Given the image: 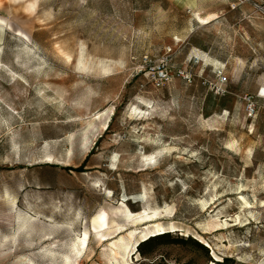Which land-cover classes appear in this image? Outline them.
<instances>
[{
	"label": "rangeland",
	"instance_id": "rangeland-1",
	"mask_svg": "<svg viewBox=\"0 0 264 264\" xmlns=\"http://www.w3.org/2000/svg\"><path fill=\"white\" fill-rule=\"evenodd\" d=\"M135 230L128 264H264V0H0V264Z\"/></svg>",
	"mask_w": 264,
	"mask_h": 264
},
{
	"label": "bare ground",
	"instance_id": "bare-ground-1",
	"mask_svg": "<svg viewBox=\"0 0 264 264\" xmlns=\"http://www.w3.org/2000/svg\"><path fill=\"white\" fill-rule=\"evenodd\" d=\"M189 5L192 8H194L196 6V0H189ZM213 20L214 19L212 15L206 18H199V22L203 24H208ZM119 213L123 214L127 222L128 223L130 222L133 225H138L145 222H151L152 219L155 218V215L149 216L146 215L145 212L134 214L129 210V207L126 204H124V210H120ZM92 226H93V231L96 234V237H98L101 241L104 242L106 241V237L111 231L113 230L122 231L124 230L125 227L123 225H120L115 218L111 219V225H110V220L108 219V215L106 212H102L100 215L95 217L92 220ZM153 228L155 229L154 231L155 234L153 235L163 234L167 231V228L160 224L155 225ZM148 230H149L148 228H145L143 231H148ZM136 234H137L136 230L132 231L131 233H129L128 239L121 238L116 243H112L109 248L110 259L113 260L115 263L128 264L127 259L130 258L129 250L131 247L130 241L135 238ZM151 236L145 237L143 240H136L134 244V248L137 250L139 244H141L144 240L148 239ZM89 241H91V234L89 231H86L83 235V238L80 240L79 247L76 249L77 255L81 254L82 252L88 249Z\"/></svg>",
	"mask_w": 264,
	"mask_h": 264
},
{
	"label": "trees",
	"instance_id": "trees-1",
	"mask_svg": "<svg viewBox=\"0 0 264 264\" xmlns=\"http://www.w3.org/2000/svg\"><path fill=\"white\" fill-rule=\"evenodd\" d=\"M169 237H171V233H169V232H166L163 234H158V235H153V236L149 237L148 239L144 240L141 244H139L136 251L141 252V254L144 255V253L141 251L144 247H148V246H150V245H152L158 241H161V240L169 238ZM188 240L196 243L200 247H204L203 245L194 241L192 238H189ZM205 249L208 252V249L207 248H205ZM211 262L213 264H229V263H232L233 260L231 258H225L222 261H212V259H211Z\"/></svg>",
	"mask_w": 264,
	"mask_h": 264
},
{
	"label": "built area",
	"instance_id": "built-area-1",
	"mask_svg": "<svg viewBox=\"0 0 264 264\" xmlns=\"http://www.w3.org/2000/svg\"><path fill=\"white\" fill-rule=\"evenodd\" d=\"M180 74L185 77V78H189L187 75L184 74L183 71L180 72ZM165 78L164 74L163 73H160L159 74V81H162L163 79ZM217 78H218V81H219V84L223 87V86H226L227 84V78L226 76L222 73V72H219L217 74ZM158 86H160V83L157 84Z\"/></svg>",
	"mask_w": 264,
	"mask_h": 264
}]
</instances>
